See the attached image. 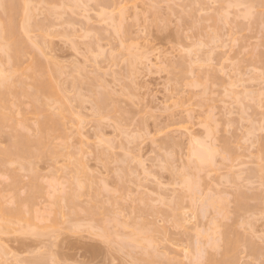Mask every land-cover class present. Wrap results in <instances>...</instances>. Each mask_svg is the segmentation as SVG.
Instances as JSON below:
<instances>
[{
	"label": "rangeland",
	"instance_id": "1",
	"mask_svg": "<svg viewBox=\"0 0 264 264\" xmlns=\"http://www.w3.org/2000/svg\"><path fill=\"white\" fill-rule=\"evenodd\" d=\"M61 1L59 14L55 15V9L49 20L44 19V8L39 7L42 4L35 10L33 18L45 24L44 51L67 74L74 67L82 68L86 75L97 74L110 92L109 104L115 106L111 113L117 115L118 121L108 118L95 123L92 114L96 109L90 99L82 104L72 100L76 89L86 93L84 85L74 87L70 76L64 75L63 89L81 116L82 142L68 123L71 146L54 160L43 157L32 161L33 171H37L34 176L32 170L29 174L18 165L3 166L6 170L0 167V171L4 169L0 172V189L5 199H10L5 206L13 205L9 198L11 174L8 176L12 168L22 173L23 183L18 182L22 197L29 186L40 189L37 181L42 184L39 192L34 189L39 195L34 194L29 205L33 211L26 215L34 219L30 216L27 221L23 217L24 221H17L11 230H0V264H147L142 258L147 251L158 256L157 264L165 263V254L181 264H196L198 255L204 254V249L210 250L209 242L236 221L243 224L242 231L251 232L257 244H253L254 249L241 245L236 252L237 264H264V202L253 203L255 191L249 189L257 190L255 187L264 183V24L261 28L257 19L253 21L252 13L251 18L240 16L253 0H238L236 3L242 4L230 6L224 0L227 18L222 24L219 21V27L208 18L219 7L215 0H193L194 4L192 0H136L123 11V18L120 16V32L114 17L124 0ZM189 4L194 5V14L203 16V32L193 31L189 20L179 17L181 9H187ZM153 6L160 17L170 21L165 32L151 24ZM99 9L113 13L114 21L106 19ZM177 26L178 35L174 33ZM127 43L132 50L123 47ZM254 52H261L260 60ZM135 53L146 57L138 62L139 56L133 57ZM136 57L129 72L127 61ZM180 61L191 68L186 80L199 76L207 83L192 87L180 80L173 87L171 67ZM96 68L100 71L95 72ZM200 97L205 100L201 105ZM175 103L182 107L173 106ZM206 112L211 117L204 124ZM115 124H120L123 131ZM179 125L186 126L184 134L176 130L169 133L167 141L162 140L159 131ZM99 136L109 146L105 162L98 158L103 146ZM188 137L215 150H209L214 154L213 170L205 167L198 171L200 175L196 177L204 176L198 190L193 195L184 192L177 200L182 184L171 170H187L190 178L196 172L194 163L189 164L193 168L187 165L193 159L188 157V147L192 148ZM7 142V136L0 132V146ZM167 151L172 158V165L166 164L169 168L164 166ZM69 152L85 163L90 185L87 188L84 183L88 177H81L87 189L76 199L77 212L67 214L65 206L66 214L59 213L54 223L51 210L59 200L63 202L55 197L70 189V182L77 177L75 166L68 164ZM239 191L246 192L247 201L252 203L243 211L235 209ZM208 198L214 199L209 205L213 204L205 207L211 200ZM175 199L183 220L177 227L165 220ZM143 237H148L149 242L145 243Z\"/></svg>",
	"mask_w": 264,
	"mask_h": 264
},
{
	"label": "bare ground",
	"instance_id": "2",
	"mask_svg": "<svg viewBox=\"0 0 264 264\" xmlns=\"http://www.w3.org/2000/svg\"><path fill=\"white\" fill-rule=\"evenodd\" d=\"M55 1H60V5L59 3H57L58 5H56ZM215 1L219 4V7H217L218 10L214 8V12L212 11L210 13L211 15L208 14V18L212 19L211 21L217 23L216 26L219 27V21L221 22L220 24H222V21L224 23L225 18H227V14L224 12L225 9L226 12L228 11L227 2L229 4L228 6H230L231 4L233 5L234 3L238 2V0H225L227 2H225L224 0ZM135 2L136 0H124V3L118 7V16L114 17L116 18L115 21H117L118 23L116 22L115 26H117L118 24L119 28V25H122L121 19L123 18V11L126 9L127 6L133 5ZM192 2L191 4H194V2L196 3L195 0L193 3ZM249 3L250 4L248 5L251 8L247 5L246 8L250 9H243L245 12L244 14H240V16H242L243 18H248L249 15L251 16L252 14H254V16H251L252 18H249L253 19V21H255L254 19H257L260 24L259 22L256 23H258L260 27L263 26L264 0H253V2ZM41 4L42 6H39ZM61 4V0H0V132L1 134H5V136H7L8 141L6 145L0 146L1 168H4L3 166L6 165L7 167L16 165V168L19 166L20 170L23 168L26 169L25 171L27 172H31L32 170L33 173H31L33 174V176L37 174L36 169L33 171L35 167L31 165L34 164L31 163L32 161L35 162L36 160H39L43 157L47 158L48 160H54L58 156L65 154V149L71 146L68 142V123L70 131H72L73 135L77 137L79 142H82V134L80 131L81 116L77 111L73 109L70 103L71 98L68 97V95L65 93V90L63 89L62 80L66 78L65 76H70V81L74 87H77L78 84L84 85L86 93H83L81 89H76V91L72 95V100H75L78 104H82L84 101L87 100V98L90 99V101L93 103V107L96 109L94 110L95 112H93L92 114V119L95 123L99 124L101 122H104L108 118L116 119L117 117V115L111 113L112 109L115 111V106L109 104L110 92L107 87L103 84L101 78L97 76L96 73V76H90L88 74L86 75V72L83 71L82 68L74 67L73 70L69 74H67L63 71V66L59 64V62L49 58L44 51L45 40L43 38H45L44 36L46 35L45 29L43 27L44 22H42L43 24H41V21L39 23V21L34 19L36 13L35 10H37L39 7L44 8V19H47L48 17L47 20H49V16H54V13L55 15L59 14L57 8H60L59 6L62 7ZM191 4H189V7H187V9H181L179 17H181L182 19L184 18L185 20L187 19L186 22H188L189 20V23L191 24L190 29H192L193 31H196L198 33H200L201 31L203 32V30L201 29V19H203V16L194 14L195 8L193 9L194 5L192 6ZM239 4L242 3H236L234 5ZM153 7V10L151 9V24H153V26L156 27L158 31L165 32L170 25V21L167 18L160 17L159 14H157V10L155 9L156 6ZM223 7L226 8L223 9ZM252 7H254L255 10H251ZM54 10L56 12H54ZM99 11H101L99 12L100 14L102 12L103 14H106V19H108L109 17L108 20H110L111 18L110 21H114L112 17L115 15L113 13L109 12L110 15L108 16L107 14L109 13L104 12V9H99ZM223 13H225V15ZM245 13L249 14L247 15ZM111 14H113L112 17ZM120 16H122V18ZM251 19L248 20L250 21ZM119 20H121V22ZM213 22L212 24H214ZM214 26L213 28L217 30V27ZM121 27L119 28L118 32H120ZM215 30L214 32H216ZM261 30L264 31L263 29ZM174 33L176 35L179 34L178 26L177 28H175ZM123 47L126 48V51H129L130 49L132 50V46L129 43L124 44ZM254 53L256 54L258 52ZM136 55L138 54H133V57ZM258 55H261V52L255 55V57L260 60V58H258L260 56ZM138 56V62H141L142 59L146 57L145 54H140ZM130 57L132 58V51L130 52ZM135 59L137 60V57L131 59V61H127V69H129V72H131L130 70L134 68ZM190 70V66L188 64H185L183 61H180L176 66H172L171 74L174 80L173 87L174 85L176 86L177 83L180 82V80H185L186 84L192 87L197 85H203L204 81L207 83L206 79L204 80L199 76H196L195 78L190 80H186L187 73ZM98 71H100L99 68H96L95 72ZM204 86L205 89H203L202 86L203 92L207 88L206 84ZM203 101L205 100L200 97L198 101L199 105H201V102ZM173 106L182 107V104L179 103L178 105L177 103H175ZM210 117V113L206 112L202 122L204 124H207ZM30 118H33L32 123L29 122ZM116 120L118 121V118ZM116 120L115 123L117 122ZM115 127L123 131V127L120 126V124H115ZM186 129L187 128L185 125H179L177 126V128L166 127L164 130L159 131V133L163 138L162 140L167 141L166 139L167 136H169V133L176 130L185 133ZM208 129L210 128L207 127L206 133H209L211 131ZM188 138V142L190 141L189 145L192 144V148H190V146L188 147V157L189 160L193 158L194 160H192L194 162H191L192 160L190 162L188 161L189 163H187V165L191 167L192 165L189 164L194 163V168H191L195 169L194 171L196 172L194 173L196 174L191 173L192 177L190 178L189 174L186 172L187 170H184L185 172L183 170H175V172L177 173L174 172V169L171 170L174 176L176 174V176L179 177L180 182L182 184L181 188H179L177 191V195L175 196L177 200L180 197V194H183L184 192H188L189 195H193L192 193L196 192L195 190H198L197 187L200 185L199 183H202V179L204 178V176L196 177L197 175H200L197 172L204 171L205 167H210L212 169L213 166V161L211 157H213L214 154L210 153L209 150L212 152L215 150H211L210 147L208 150L206 146L209 145L207 144L205 146L206 143L202 141L197 142L196 139H194L193 137ZM55 140H57V142H55ZM98 140L103 144L101 149L98 151V158L102 162H105L108 159L107 151L109 149V146L104 143L100 136L98 137ZM192 140L195 141H193L192 143ZM169 142L172 143L171 141ZM195 142L197 143V145ZM193 145L196 146L193 147ZM166 154L168 155L166 156ZM66 155L68 156V164L71 163L75 166V172L77 173V177L75 178L76 180H72L74 181V183L70 182V189L68 188L67 191L65 190L66 192L63 191L64 193H60L62 196L59 195V193L58 195H56L55 198H57V200H59L60 198L61 200H63V202L65 201L66 203L64 202L65 204L61 205L63 203L62 201L59 200L60 204L59 201L57 203V200L55 201V208H52L53 210H51L53 211L52 214L54 213V223L57 222L58 219L56 216H59V213L66 214L67 210V214H75L77 212V209L75 208V205H77L76 199L79 198L83 191L88 188V185H90V177L86 165L82 161V159L75 158L73 156L74 154L70 152ZM164 156H166L164 157L166 159V163L164 166H166V164L168 166H171L172 164L170 163L172 158L170 157V151H167ZM168 166H166V168L170 167ZM6 168L4 169L6 170ZM16 168H12V171L15 170L14 173L10 170L8 175L10 177L11 174V178L9 180L11 185L8 182V186H11L9 191L10 197L8 196L9 198H11V202L13 204L11 207L4 205L6 203L5 201H10V199H5L6 197L4 195V191L0 189V230L3 231L11 230L12 225L14 226L17 221L23 220V217H25L24 220H27L28 217L30 219V216L33 218L32 215H28V217H26V215L28 214V212L29 214H31V211H33L32 209L31 211L29 209L30 206H32V202L34 201V198L36 196L34 194L39 195V193L37 192H39L42 188V184L37 181V185H41L40 189L36 188L35 186L34 189L35 191H37L35 193L34 189L31 188V185L29 187L33 190L34 193L30 191L28 187L29 191L27 190V193L24 194L25 197H22L21 191L18 189L20 182L22 181L23 183V180H21L22 177H20L22 176V173H18L19 170H16ZM4 169L1 170L3 171ZM30 172L28 173L30 174ZM0 175H2V173ZM193 175L195 178L198 179H194ZM78 176L80 178L82 177L83 179L85 177H88L87 179L89 181L87 179V181H84V183L87 182V188L86 184L84 185V183L82 182L83 179L81 178L80 180ZM200 178L201 180H199ZM34 182L32 184H34ZM234 183L237 184L236 181ZM236 184L235 186L238 185ZM239 185L237 187L240 188L241 185ZM263 187V182H261L260 186L255 187L257 190H254L252 187H248L249 189L255 191L253 192V203L258 202L259 200L258 204L261 205L262 202H264ZM245 193L246 192L239 191L235 207L237 211H243L249 208V205L252 204H249V202L247 201L248 197L245 195ZM32 197L33 199H31ZM176 199L170 206L169 211L166 212L165 220L170 221L173 226L177 227L181 226V222L183 220H181V207ZM208 199L210 200L211 198ZM30 200L31 202H29ZM209 200H205V202ZM213 200L214 199H211L209 202L206 203L204 202L206 204V206L205 204L204 206L209 207L213 204L212 203L209 205V203L211 201L213 202ZM207 203L209 206L207 205ZM65 206H67V210L65 208L66 212H64L65 210H63V207ZM25 224H27V222ZM242 226L243 224L240 221L228 224L227 227L222 232H220L217 237L215 236L216 238H213L209 242L210 250L209 248V251L204 249V254L198 255L195 263L237 264V249L241 245L250 249H254L253 244H255L252 241L253 236L251 232L247 231L246 229H243L242 231ZM143 239L145 240V243L149 242L148 237H143ZM208 240L209 239H207V244ZM256 245L257 244H255V246ZM211 250H214V252H212ZM165 257L166 261L163 264H181V262L174 256H168L167 254H165ZM142 258L146 261L147 264H157L158 262V256H156L152 251L145 252Z\"/></svg>",
	"mask_w": 264,
	"mask_h": 264
}]
</instances>
